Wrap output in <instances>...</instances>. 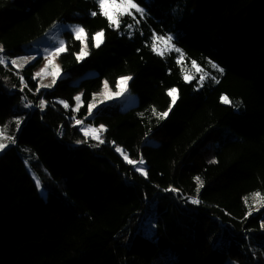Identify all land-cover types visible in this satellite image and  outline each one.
Listing matches in <instances>:
<instances>
[{
    "label": "trees",
    "instance_id": "trees-1",
    "mask_svg": "<svg viewBox=\"0 0 264 264\" xmlns=\"http://www.w3.org/2000/svg\"><path fill=\"white\" fill-rule=\"evenodd\" d=\"M136 2L144 15L116 29L95 0H0V126L15 140L0 153V264H264V207L248 215L264 196V0ZM60 23L103 41L78 60L81 41L64 31L60 75L40 87L36 64L10 60ZM154 35H171L183 62L157 54ZM124 76L137 103L89 115ZM83 124L103 125L104 142Z\"/></svg>",
    "mask_w": 264,
    "mask_h": 264
},
{
    "label": "snow or ice",
    "instance_id": "snow-or-ice-1",
    "mask_svg": "<svg viewBox=\"0 0 264 264\" xmlns=\"http://www.w3.org/2000/svg\"><path fill=\"white\" fill-rule=\"evenodd\" d=\"M98 4V10L101 15H103L108 20L109 27H114L116 29L120 28L121 24V18L125 15L132 16L135 18L136 13H139L141 16L144 15V9L136 2V0H97ZM97 12H92L91 15L95 16ZM136 23L138 24L139 21L137 20ZM128 27H132V25H128ZM73 31L75 33V38L77 40L81 41L82 47L81 50L76 53L77 59L81 60L85 56L88 55L87 51V33L83 26L77 25L73 27ZM104 32L103 30L97 31L94 33L92 39L94 42V47H99L100 43L103 41ZM173 40V37L171 35H168L167 37L154 35L153 37V43L152 48L157 54L163 56L165 54V51L175 50L176 52L181 53L178 62H183L184 55L181 52L180 49L175 48V46L171 43ZM67 51V48L65 46V43L63 41L60 42L59 47H56L54 51L48 52L47 54V63L44 65L43 68H41L38 72L35 73V77H44V76H51L52 81L49 84H44L41 82L40 87L44 88H51L56 83L57 77L60 75V67L58 64H56L55 58L60 55L61 53ZM4 48L2 45H0V65H5L9 63V59L3 55ZM31 59H35L34 57H19L16 59H11L10 63L15 66L16 69L23 68ZM192 66L195 68L197 72H202V69L196 64L195 61H192ZM213 68L218 69L220 72H223V69L219 67V65L212 63L211 65ZM49 68H51V71H49ZM23 79V77H21ZM131 79L130 76H124L120 77L119 81L117 82L116 87L119 89L116 92H112L108 88V82H104V91L102 93L94 94L92 101L88 104V113L91 115V112L94 108L97 107V103H103L104 100L112 99L115 96H119L122 94L123 91L126 90L127 82ZM184 79L186 81H190L191 79H194V77L189 76L187 73L184 76ZM205 79V75L200 76V81L203 82ZM39 91V89H37ZM168 94L172 97V104H175L177 99V89L172 88L169 89ZM82 95H77L74 97L76 103L75 111H79L81 104H82ZM97 96L102 97L99 101L97 100ZM222 101L226 104L232 103L227 96L222 97ZM64 105L65 108L69 107V104L66 101H60ZM47 105V101L41 99L39 102V106L41 108H44ZM171 108H169V111ZM155 111V110H154ZM161 118H164L168 115V112H163L159 114ZM21 120L17 119L16 124L17 127H19ZM77 124H82V120H77ZM85 136H92L96 140H98L100 143H103L104 141L100 138L99 133L102 131H106L103 125H100L99 128H94L92 126H88L81 129ZM5 132H6V126L4 128H0V150H3L7 145L3 142V139L5 138ZM7 139H10L13 143L15 142L14 138L7 137ZM117 151L121 152L124 155L125 160H127L128 163L135 165L137 161H133L128 159V156L123 153V150L120 148H117ZM139 163H143V160L139 161ZM141 171L145 176L147 175V172L144 171V169H138ZM198 182L199 187L203 186V182L200 180L199 177L195 178ZM39 180L37 179V185L39 186ZM199 187L197 188V194L199 193ZM171 191H178L177 189H169ZM192 203H200L198 199H193ZM245 203H247V197L245 198ZM253 205H256L255 209H253L252 206H249V212L248 215L252 214L253 210L259 211L260 207H264V196H262L259 192L255 193L253 195ZM264 227V225H262Z\"/></svg>",
    "mask_w": 264,
    "mask_h": 264
},
{
    "label": "rangeland",
    "instance_id": "rangeland-1",
    "mask_svg": "<svg viewBox=\"0 0 264 264\" xmlns=\"http://www.w3.org/2000/svg\"><path fill=\"white\" fill-rule=\"evenodd\" d=\"M97 1V0H95ZM78 24H73V23H60V24H57L55 27H53L49 32H47L43 37H41L40 39L36 40L35 42L33 43H30V44H26L23 48H24V52L22 55L16 57V58H19V57H34L35 59H31L29 61V63H27L24 67L26 66H29V65H32V64H36L34 66V72H38L41 68L44 67V65L47 63V54L48 52H51V51H54V49L56 47H59V44L61 41H63L65 43V39L64 37L62 36L63 32L64 31H70L74 36H75V33L73 31V27L74 26H77ZM93 36H89L87 34V51H91L93 50L95 47H94V42H93V39H92ZM172 43V42H171ZM65 46H66V43H65ZM172 51V50H170ZM165 52H168L167 50ZM89 53V52H88ZM59 56L58 55L56 58H55V63L59 65L60 67V72H61V65H60V60H59ZM15 58V59H16ZM49 71H51V68H49ZM194 74H197L198 73L200 74V72H197L194 68ZM202 75V74H201ZM200 75V76H201ZM194 76V75H193ZM59 77V76H58ZM57 77V79H58ZM38 78V80L41 82H43L44 84H49L51 83L52 81V77L51 76H44V77H36ZM56 79V80H57ZM195 79V77H194ZM192 80V79H191ZM130 81V80H129ZM129 81L127 82V86H126V90L122 92L121 95L119 96H115L113 97L112 99H108V100H104L103 103H97V107L94 108L92 110V112H94L95 110L99 109L100 107L102 106H106V108H108L109 111L111 110H114L116 108H120V109H127L129 107H131L132 105L136 104L137 103V97L136 95L134 94H131L128 90V84H129ZM108 88L112 91V92H116L118 91L119 89L117 88L116 90L112 89L111 86L108 84ZM104 91V83H103V87L101 88L100 91H98L97 93L95 94H98V93H102ZM80 95V94H79ZM102 97L100 96H97V100L99 101ZM108 106V107H107ZM91 112V113H92ZM0 128H2L0 126ZM8 131V130H6ZM7 137H14V135L12 134H7V132H5V138L3 139V142L7 145V147L9 145H11L13 142L10 140V139H7ZM89 137H92V136H89ZM94 138V137H92ZM95 139V138H94ZM148 142L151 143V144H157L158 141L155 140L154 138H151L149 137L148 138ZM5 147V148H7ZM4 148V149H5ZM3 149V150H4ZM3 150H0V153L3 151ZM29 168V167H28ZM138 169H143L142 166H139L137 167ZM30 172L31 174L33 175L34 179L37 181V177L35 176L34 172L32 171V169H30ZM139 171V170H138ZM141 172V171H139ZM142 173V172H141ZM41 188V186H40ZM53 189H55L56 191H58L59 193H62V190H59L58 188H55L54 186H52ZM41 192L42 194L44 195V191L42 190L41 188Z\"/></svg>",
    "mask_w": 264,
    "mask_h": 264
},
{
    "label": "built area",
    "instance_id": "built-area-1",
    "mask_svg": "<svg viewBox=\"0 0 264 264\" xmlns=\"http://www.w3.org/2000/svg\"><path fill=\"white\" fill-rule=\"evenodd\" d=\"M88 126H91V125L83 124L82 127H81V129H82V128H85V127H88ZM92 127H93V126H92ZM94 128H95V127H94Z\"/></svg>",
    "mask_w": 264,
    "mask_h": 264
}]
</instances>
